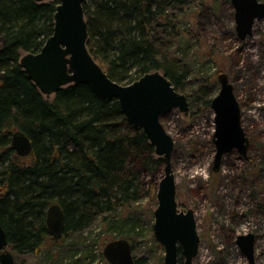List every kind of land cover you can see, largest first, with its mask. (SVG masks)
<instances>
[{
  "label": "trees",
  "instance_id": "1",
  "mask_svg": "<svg viewBox=\"0 0 264 264\" xmlns=\"http://www.w3.org/2000/svg\"><path fill=\"white\" fill-rule=\"evenodd\" d=\"M191 1L84 0L87 46L113 80L129 84L160 70L191 105L196 98L189 79L201 76L193 72L199 60L191 53L199 35L186 27ZM59 2L0 0V220L16 262L21 253L38 257L46 251L51 257L53 248L61 251L68 237L96 223L115 235L108 243L126 238L134 248L139 201L150 194L143 186L145 176L164 167L145 131L127 120L118 100H104L82 83L50 99L20 65L23 53H37L53 34ZM205 82L210 85L200 89L207 95L202 99L206 111L219 82L216 75ZM19 130L33 144L27 156L12 146ZM53 203L61 205L66 218L60 239L46 223ZM48 242L52 246L45 248ZM82 245L72 251L81 259L58 264L95 258L90 245ZM158 261L163 264V257Z\"/></svg>",
  "mask_w": 264,
  "mask_h": 264
},
{
  "label": "rangeland",
  "instance_id": "2",
  "mask_svg": "<svg viewBox=\"0 0 264 264\" xmlns=\"http://www.w3.org/2000/svg\"><path fill=\"white\" fill-rule=\"evenodd\" d=\"M191 3L190 23L186 27L199 35L198 42L192 40L195 35L190 36L194 42L191 53L199 60V66L193 72L201 73L200 78L195 75L189 79L196 99L189 113L174 109L162 119L175 140L172 164L179 210L192 208L195 211L201 236L196 263L250 264L236 238L253 232L257 236L255 264H264V19L256 20L253 34L242 40L237 33L235 7L231 0H192ZM221 72H226L234 85L251 145L247 157L237 149L225 154L221 168L215 171V112L212 108L203 109L202 99L207 95L203 96L200 87L210 85H206L207 76L217 77ZM219 89L218 83L212 98ZM163 175L164 167L154 176H145L143 186L150 194L139 201L141 225L138 234L134 235L133 254L136 259H144L145 264H158L160 257L164 262L165 247L155 238V216L150 214L152 211L154 214L158 205V184ZM103 231L96 223L84 233L68 237L61 251L53 248V256L48 257L44 250L38 257L21 253L17 263H69L82 257L80 254L72 256V251L80 250L84 247L82 244H89L95 258L82 261L106 264L101 253L115 235ZM51 246L48 242L45 248ZM183 261L180 251V264Z\"/></svg>",
  "mask_w": 264,
  "mask_h": 264
},
{
  "label": "water",
  "instance_id": "3",
  "mask_svg": "<svg viewBox=\"0 0 264 264\" xmlns=\"http://www.w3.org/2000/svg\"><path fill=\"white\" fill-rule=\"evenodd\" d=\"M44 2L48 0H36ZM235 7L237 33L240 39L253 34L256 20L264 19V2L260 0H231ZM84 0H60L54 14V32L37 53L26 52L20 65L46 96H52L71 84H87L100 98L116 99L127 120L142 128L155 148L156 155L164 160V175L159 181L154 210L155 238L165 247V264H198L201 236L198 232L195 211L179 210L177 184L172 158L175 140L167 131L162 118L174 109L190 112L188 96L180 92L160 70L149 72L129 84L113 80L96 60L87 46L88 23ZM220 84L218 94L211 100L215 112L216 146L214 170L221 168L223 157L237 149L243 157L248 156L249 138L242 124V107L234 85L226 72L217 76ZM12 146L19 156L32 152L31 139L22 131H15ZM50 234L60 239L66 229L65 213L58 203L51 204L46 212ZM238 243L251 264L255 262V234L239 236ZM110 264H137L132 243L126 238L110 241L103 250ZM0 264H17L9 249L7 232L0 220Z\"/></svg>",
  "mask_w": 264,
  "mask_h": 264
},
{
  "label": "flooded vegetation",
  "instance_id": "4",
  "mask_svg": "<svg viewBox=\"0 0 264 264\" xmlns=\"http://www.w3.org/2000/svg\"><path fill=\"white\" fill-rule=\"evenodd\" d=\"M243 118V117H242ZM242 124H243V121H242ZM244 127V126H243ZM245 129V128H244ZM246 131V130H245ZM246 135H247V137L249 138V149H250V145H251V138H250V136H248V133H247V131H246ZM249 151V150H248ZM248 233V232H247ZM243 234H245V233H243ZM255 234V233H254ZM240 235H242V234H240ZM240 235H238L237 236V238H236V241H237V243H238V239H239V236ZM256 238H257V236L255 235V245H256ZM239 244V243H238ZM241 247V246H240ZM241 250H242V248H241ZM256 262H254V264H255ZM251 264V263H250Z\"/></svg>",
  "mask_w": 264,
  "mask_h": 264
}]
</instances>
